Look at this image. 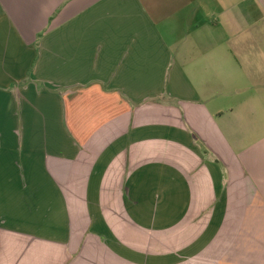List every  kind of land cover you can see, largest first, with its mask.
<instances>
[{"label": "crops", "instance_id": "0c3cea01", "mask_svg": "<svg viewBox=\"0 0 264 264\" xmlns=\"http://www.w3.org/2000/svg\"><path fill=\"white\" fill-rule=\"evenodd\" d=\"M0 264H264V0H0Z\"/></svg>", "mask_w": 264, "mask_h": 264}]
</instances>
